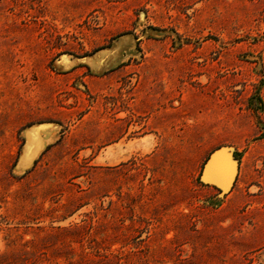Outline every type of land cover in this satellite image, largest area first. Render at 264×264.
Segmentation results:
<instances>
[{
    "label": "rangeland",
    "instance_id": "374dc122",
    "mask_svg": "<svg viewBox=\"0 0 264 264\" xmlns=\"http://www.w3.org/2000/svg\"><path fill=\"white\" fill-rule=\"evenodd\" d=\"M0 264H264V0H0Z\"/></svg>",
    "mask_w": 264,
    "mask_h": 264
},
{
    "label": "bare ground",
    "instance_id": "6f19581e",
    "mask_svg": "<svg viewBox=\"0 0 264 264\" xmlns=\"http://www.w3.org/2000/svg\"><path fill=\"white\" fill-rule=\"evenodd\" d=\"M29 136H31V134ZM32 143H33V141H32ZM34 143H36V142H34ZM44 145H45L44 142L35 144V146L32 147L33 149L31 150V152L28 154L27 160L29 161L33 157H35L40 152V150L44 147ZM211 167H212V165L208 166V168L205 171V179H207V180L213 179V177H212L213 175L211 174V170H210ZM218 176H219V180L216 179L217 183L220 184V186H222L223 188H228L232 184L233 179L235 177V174L234 173L228 174L225 171H221V172H219Z\"/></svg>",
    "mask_w": 264,
    "mask_h": 264
},
{
    "label": "water",
    "instance_id": "95a60500",
    "mask_svg": "<svg viewBox=\"0 0 264 264\" xmlns=\"http://www.w3.org/2000/svg\"><path fill=\"white\" fill-rule=\"evenodd\" d=\"M220 150L216 151L214 154H212L211 158L208 160V162L206 163L205 167H204V170H203V173H202V178L203 180L204 179V173H205V170H206V167L213 161L215 160L216 162H218V155L217 153H219ZM216 154V155H215ZM215 155V156H214ZM214 156V157H213ZM224 170L226 169V171H234L235 172V164L233 163V161L230 160V158L227 156L226 158V162H225V167L223 168ZM217 185H219L218 183H216ZM220 186V185H219ZM221 189H224L222 186H220Z\"/></svg>",
    "mask_w": 264,
    "mask_h": 264
},
{
    "label": "crops",
    "instance_id": "0c3cea01",
    "mask_svg": "<svg viewBox=\"0 0 264 264\" xmlns=\"http://www.w3.org/2000/svg\"><path fill=\"white\" fill-rule=\"evenodd\" d=\"M78 62H80V61H82V58H78ZM78 62H76V63H78ZM30 130H31V128H30ZM210 165H212V167L210 168V170H211V174L213 175L212 177H213V179H217V180H219V172L220 171H225L226 173H234L235 174V172L234 171H226V169L224 170V169H218V164H217V162L215 161V160H213L208 166H210ZM208 166L206 167V169L208 168ZM206 171V170H205ZM235 178V177H234ZM234 180V179H233Z\"/></svg>",
    "mask_w": 264,
    "mask_h": 264
}]
</instances>
